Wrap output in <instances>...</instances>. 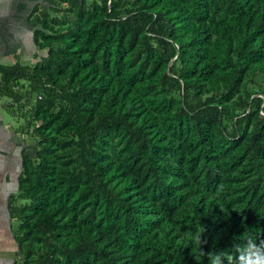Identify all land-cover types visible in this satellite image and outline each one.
<instances>
[{
    "label": "trees",
    "instance_id": "1",
    "mask_svg": "<svg viewBox=\"0 0 264 264\" xmlns=\"http://www.w3.org/2000/svg\"><path fill=\"white\" fill-rule=\"evenodd\" d=\"M49 1L35 61L0 64L35 139L11 264H209L264 241V0Z\"/></svg>",
    "mask_w": 264,
    "mask_h": 264
},
{
    "label": "crops",
    "instance_id": "2",
    "mask_svg": "<svg viewBox=\"0 0 264 264\" xmlns=\"http://www.w3.org/2000/svg\"><path fill=\"white\" fill-rule=\"evenodd\" d=\"M50 4L49 0H0V64L15 59L35 61L40 54L33 39L39 28L35 16ZM4 98L0 96V264H11L17 245L10 208L20 203L17 187L22 157L33 155L35 139L23 130L16 104Z\"/></svg>",
    "mask_w": 264,
    "mask_h": 264
},
{
    "label": "clouds",
    "instance_id": "3",
    "mask_svg": "<svg viewBox=\"0 0 264 264\" xmlns=\"http://www.w3.org/2000/svg\"><path fill=\"white\" fill-rule=\"evenodd\" d=\"M198 240L201 242L200 234ZM232 248L238 255L233 256L226 251L212 253L209 255V264H224L225 260L228 264H233L234 259L239 264H264V241L257 244L255 238L247 237L243 244H235Z\"/></svg>",
    "mask_w": 264,
    "mask_h": 264
},
{
    "label": "rangeland",
    "instance_id": "4",
    "mask_svg": "<svg viewBox=\"0 0 264 264\" xmlns=\"http://www.w3.org/2000/svg\"><path fill=\"white\" fill-rule=\"evenodd\" d=\"M39 14V12H37V15ZM41 52V51H40ZM16 60H19V62L20 63H22V64H30V62H28V61H26V60H24V59H16ZM12 62H14V61H12ZM11 61L10 62H8V61H1V63L2 64H10V63H12ZM2 99H5L4 97H2ZM6 118H8V116H7V114H6ZM19 202H23V200H19Z\"/></svg>",
    "mask_w": 264,
    "mask_h": 264
}]
</instances>
